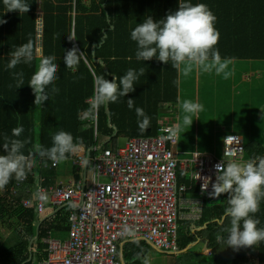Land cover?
<instances>
[{
	"label": "trees",
	"instance_id": "16d2710c",
	"mask_svg": "<svg viewBox=\"0 0 264 264\" xmlns=\"http://www.w3.org/2000/svg\"><path fill=\"white\" fill-rule=\"evenodd\" d=\"M30 10L26 13L7 11L0 0V154L4 138L12 137V129L22 126L24 131L17 139H28L25 155L32 144L45 148L52 146V137L58 131L70 132L75 140H81L86 149L100 143L115 148L120 137L151 136L159 133L160 117L173 114L178 101L179 71L171 61L163 63L153 57L137 60V43L131 39V31L147 16L163 19L178 8L179 0H26ZM204 3L216 16L215 28L220 37L216 49L223 60L264 61V0H190ZM39 13H42L40 16ZM41 23V36L40 34ZM70 34L75 39L69 40ZM32 40L34 59L30 64L20 63L8 69L10 53L16 47ZM76 47L81 60L76 69L64 64L67 50ZM55 55L59 64L57 79L46 91L49 99L43 104L34 103L35 95L28 84L42 56ZM145 69V74L134 85L135 90L118 102L101 107L93 118L85 116L94 91V75L106 79L123 76L129 68ZM23 73L24 84L17 87L13 73ZM59 89L53 92L52 88ZM128 99L134 106L128 107ZM144 109L150 118V126L141 133L135 108ZM242 124L237 125L241 127ZM243 129V128H242ZM240 130V129H239ZM238 130V131H239ZM95 133L97 137L95 136ZM245 139V138H244ZM244 158L264 156V146L245 139ZM71 154L68 155V157ZM40 157H36L38 161ZM47 159V158H43ZM49 160V159H47ZM66 163L44 168L38 163L23 182L15 178L0 193V224L6 225L11 234L0 238V264H38L46 258V245L42 239L49 231L53 237L67 239L69 225L67 214L70 205L53 209L39 216L35 207H23L22 201L33 199L38 178L43 176L46 185H53L63 175ZM186 172H177L180 184L192 185ZM74 176L79 178L77 167ZM16 183H18L17 186ZM192 190L197 188L192 185ZM4 195V198L1 197ZM228 194H221L212 202L206 198L198 220L178 221L177 251L155 249L147 241L129 240L118 248L117 257L122 264H144L152 249L172 256L194 244L197 240L211 248L216 264H243L246 252L264 264V242L248 250H234L217 241L218 235L227 236L230 217L224 216L228 206ZM55 215V217H54ZM255 216L258 227H264V200ZM193 233V234H192ZM244 255L243 257H240ZM230 258L234 261H230Z\"/></svg>",
	"mask_w": 264,
	"mask_h": 264
},
{
	"label": "built area",
	"instance_id": "2783aa9c",
	"mask_svg": "<svg viewBox=\"0 0 264 264\" xmlns=\"http://www.w3.org/2000/svg\"><path fill=\"white\" fill-rule=\"evenodd\" d=\"M39 28L40 37L41 23ZM172 115L160 117L158 134L128 138L120 147L97 143L91 153L81 145L65 161L70 162V180L60 176L55 184L46 185L45 177L38 178L33 199L23 200V207H35L43 216L53 209L74 205L67 214V239L55 238L48 231L42 239L47 255L38 264H122L118 248L129 240H144L155 249L177 251L180 210L186 209L191 220L201 215V200L183 199L192 186L178 183L177 172H187L199 198L213 197L210 193L217 175L215 165L222 162L225 151H231L236 159H246L244 137L232 133L224 136L222 157L198 150L189 157H180L178 136L170 138L172 128L178 124ZM228 136L236 138L225 140ZM85 159L89 161L86 166L82 163ZM37 163L44 168L59 165L43 158ZM206 177L210 178L208 187L202 190ZM38 190L44 199L37 198ZM125 226L133 230L134 236L123 234Z\"/></svg>",
	"mask_w": 264,
	"mask_h": 264
},
{
	"label": "clouds",
	"instance_id": "9594fccd",
	"mask_svg": "<svg viewBox=\"0 0 264 264\" xmlns=\"http://www.w3.org/2000/svg\"><path fill=\"white\" fill-rule=\"evenodd\" d=\"M7 11H19L27 13L30 10L26 0H3ZM216 16L204 3L193 4L190 0H179L178 8L170 11L165 18L154 20L147 16L142 23L131 31V39L137 43V60L147 61L153 57L163 63H169L173 68L180 70L183 66V75L188 76L193 68L202 71H215L217 75L223 73L227 79L231 73L226 71L228 61H222L219 50L215 48L219 41L220 33L215 28ZM7 23L0 19V24ZM74 34L68 36L69 40L75 39ZM35 46L32 40L15 48L10 53L11 59L8 69H14L18 64H30L34 59ZM80 51L73 47L66 51L64 64L70 69H76L80 63ZM59 64L55 55L42 56L36 71L31 76L28 84L35 95L34 103L43 104L49 99L46 89L53 85L58 78ZM145 74L142 67L138 71L129 68L126 73L109 80L105 75H94V91L90 106L85 112L87 118H95L101 107L107 108L110 103L118 102L120 97H125L135 90L134 85ZM17 78V87L24 84L23 73H13ZM53 92L59 89L53 87ZM134 106V100L128 99V107ZM184 113L182 124L191 126L194 117L199 119V113L203 105L199 102L184 100L181 104ZM141 133L150 126V118L144 109L135 108ZM24 129L22 126L12 129V137H20ZM181 132V124H176L171 130V137H177ZM5 137L0 154V191L13 179L23 182L29 172L36 166V157L47 158L54 165L67 161L69 154L80 150L81 140H75L70 132L58 131L52 137V146L45 148L39 143L32 144L28 154L23 149L29 144L28 139ZM231 136L225 138L235 139ZM227 159L225 160V158ZM85 166L87 159L82 162ZM217 175L212 184L213 197L228 194V206L224 210V216L230 217V227L225 229L227 236L218 235L217 241L225 243L227 247L238 250L242 247H255L264 242V227H258L260 219L255 216L259 211L260 203L264 200V156H255L247 160L236 159L231 151H225L222 162L215 165ZM199 179V174L197 176ZM210 178H204L202 190L208 187ZM37 198L44 199L42 192L38 190ZM74 207V205H70ZM123 234L134 236L133 230L125 226Z\"/></svg>",
	"mask_w": 264,
	"mask_h": 264
},
{
	"label": "rangeland",
	"instance_id": "374dc122",
	"mask_svg": "<svg viewBox=\"0 0 264 264\" xmlns=\"http://www.w3.org/2000/svg\"><path fill=\"white\" fill-rule=\"evenodd\" d=\"M233 74H236V80L223 79V73L215 78L206 77L207 72L200 71V77H196V73L192 77V82L184 85L182 78L178 82V101L176 104V111L173 112L176 122L181 124V132L178 135V150L180 157H189L195 150L212 153L215 156L222 157L224 136L226 131H223L221 125L225 122L229 123L231 120L232 110L235 113L242 112L243 109H252L256 107V103L252 104L251 92L254 89L264 91V80L257 79L259 76L264 77V61H248L241 60L230 63ZM246 73L248 80H244L242 84L239 82L240 74ZM180 77V76H179ZM210 78V79H209ZM222 78V79H221ZM197 83L195 84V80ZM208 80H211L210 84ZM220 80V82H219ZM221 80H225L227 89H218ZM194 82V83H193ZM243 92L242 99L238 94ZM264 98V97H261ZM184 100H191L199 102L203 105V110L199 113V119H195L191 126H184L182 124V117L184 115L181 104ZM232 102V103H231ZM252 106V107H251ZM248 109V110H249ZM261 113L254 114V123L256 130L264 131V106L260 109ZM247 112V110L245 111ZM172 115V114H171ZM172 115V116H173ZM237 119H242L238 116ZM231 123V122H230ZM251 132H254L250 130ZM237 132V130H235ZM239 133L247 134L248 131L240 129ZM264 132L262 133V141L264 142ZM127 141V138L120 137L116 140L117 147L122 146ZM70 169V166H68ZM71 170L68 171L67 176H62L66 180H70ZM103 181V179H101ZM0 193H2L0 191ZM221 196V195H220ZM219 196V197H220ZM4 198V195L1 196ZM11 234V230L5 225L0 224V238L7 237ZM148 257L143 262L144 264H177L182 263V257L168 256L158 250L152 249L147 255Z\"/></svg>",
	"mask_w": 264,
	"mask_h": 264
},
{
	"label": "crops",
	"instance_id": "0c3cea01",
	"mask_svg": "<svg viewBox=\"0 0 264 264\" xmlns=\"http://www.w3.org/2000/svg\"><path fill=\"white\" fill-rule=\"evenodd\" d=\"M222 61H224V60L222 59ZM227 61L229 63H228V68L226 69V71L231 73V75L227 79L236 80V74H233L234 70L231 71V69H230V67L232 66L230 63L235 62V61L234 60H227ZM182 69H183V66H181V69L178 70L179 71L178 73L180 76L179 80L182 78V82H184V85H187L188 82H192V77L195 73H196V77H198V79H199L201 69L194 67L193 71L188 76L183 75ZM215 75H217V74L213 70V71L207 72L206 77L210 76V78H213V76H215ZM240 75L241 76L239 78V82L241 84H242V82H244V80H245V82H246V80H248V76L246 73H244V74L241 73ZM216 77H218V76H215V78ZM222 78L225 79L224 75L222 76ZM257 79H259L258 82H260V80H264V77L259 76ZM210 82H211V80H208L209 84H210ZM219 82H220V80H219ZM196 83H197V79L195 80V84ZM261 87L262 86H260L258 89H254V87H253V91L251 92L252 104L256 103L255 108L243 109L242 112H240L238 114L235 113L233 110L231 112H229V113H231V120H230L231 123L225 122L221 125L222 130L226 131L225 135L231 134V133L232 134H238V135H241L242 137H244L245 139L256 141V143H254L255 145L260 144V145L264 146V142H261L262 141V133L264 131L260 132V131L256 130V128H254L255 125L252 124L256 121L254 119V114L261 113L262 111H260V109L264 106V98H261V97H264V91L261 90ZM218 89L219 90L220 89H227L228 90L225 80H221V84H220V86H218ZM238 96H240L242 99V97H244L243 92L241 91L240 94H238ZM246 110H247V112H245ZM238 116L242 117V119H237V121H236V118H238ZM240 124H242V126L237 128V125H240ZM242 128L244 131H248L246 135L244 133L238 132V130L242 129ZM235 130H237V132H235ZM250 130H252L254 132H251ZM263 138H264V136H263ZM245 139H243V140H245ZM177 146H178V144H177ZM65 163H66V167H64V171H63L62 176L66 177L68 174V171L70 170V169H68V166H70V164H69L70 162L69 163L65 162ZM71 172H70V175L68 177L71 176ZM186 174H187V172H186ZM186 178H188V175H186ZM192 188L193 187H191V190L186 192L183 195V199L185 201H190V202H195V201L201 200V209L203 207V202L206 198L211 199L212 202H216L219 200V197H215L216 199H212L213 197H209V196H205L206 198L205 197L199 198V196L197 194V190L193 191ZM180 216L181 217L179 218L178 221H181V222L191 221V219H189L187 217L188 211L186 209L180 210ZM239 250L246 251V250H248V247H246V248L242 247ZM162 253H164V252H162ZM165 255L172 257V255L168 254V253H165ZM175 255H177V258L182 257L181 261H183L182 263L178 262L177 264H216L214 252L212 251L211 248H207L204 245V243L200 240H197L194 244H192L191 246H188L187 248L178 252ZM175 255H173V256H175ZM243 256L244 255L240 254V257H243ZM246 256H247V258L242 260L243 264H259L258 260L255 258H252V255L249 252H246ZM230 261L233 262L234 260L230 258Z\"/></svg>",
	"mask_w": 264,
	"mask_h": 264
}]
</instances>
